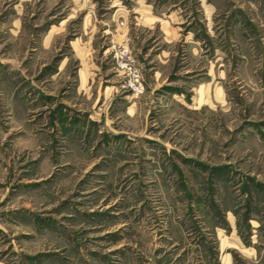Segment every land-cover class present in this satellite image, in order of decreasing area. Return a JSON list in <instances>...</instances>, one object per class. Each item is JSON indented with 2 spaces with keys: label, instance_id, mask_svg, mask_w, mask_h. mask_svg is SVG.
I'll return each instance as SVG.
<instances>
[{
  "label": "rangeland",
  "instance_id": "1",
  "mask_svg": "<svg viewBox=\"0 0 264 264\" xmlns=\"http://www.w3.org/2000/svg\"><path fill=\"white\" fill-rule=\"evenodd\" d=\"M0 264H264V0H0Z\"/></svg>",
  "mask_w": 264,
  "mask_h": 264
}]
</instances>
